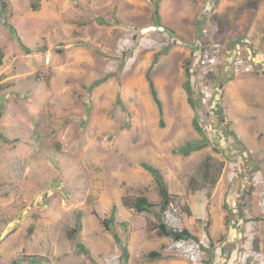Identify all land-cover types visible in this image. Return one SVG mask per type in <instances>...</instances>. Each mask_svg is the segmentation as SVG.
Masks as SVG:
<instances>
[{"label": "rangeland", "instance_id": "374dc122", "mask_svg": "<svg viewBox=\"0 0 264 264\" xmlns=\"http://www.w3.org/2000/svg\"><path fill=\"white\" fill-rule=\"evenodd\" d=\"M11 26L45 51L26 53ZM236 44L252 71L237 70ZM0 48V264H87L79 244L91 264H264V0H0ZM204 55L217 60L208 79ZM188 62L211 93L198 106L210 143L184 157L203 138ZM144 163L173 196L162 221L202 241L199 262L154 228L161 196ZM202 186L204 219L189 223ZM140 196L151 212L132 208Z\"/></svg>", "mask_w": 264, "mask_h": 264}, {"label": "trees", "instance_id": "16d2710c", "mask_svg": "<svg viewBox=\"0 0 264 264\" xmlns=\"http://www.w3.org/2000/svg\"><path fill=\"white\" fill-rule=\"evenodd\" d=\"M33 9L37 10L38 7L34 4ZM155 18H156V22L158 24H160V16H159V11L158 9L155 10ZM12 31L15 33V35L17 34V32L15 31V29L11 26ZM17 37V42L20 45V47L26 52V53H32L34 51H45L44 48H30L27 45H25L22 40L16 35ZM3 59V52L2 49L0 48V65H1V61ZM186 76H187V80L184 83V89L188 95V103L190 104V106L192 107V109L195 112V117L193 120V125L195 130L203 137L200 140H194V141H189L187 142L185 145L179 147L175 153L177 154H181L184 157H189L190 155H192L195 152H199L204 150L208 145H209V139L204 131V128L200 122V116H199V108L198 106L200 104H202V94L200 92V90L197 88H195L194 86V75L192 73V69H191V64L190 62L187 63L186 65ZM147 80L149 83V89H150V93L151 96L154 100V102L157 105L158 108V112L160 115V119H161V125L164 126V122H163V104L159 98V94L155 85V82L153 81V79L150 76V73L147 74ZM103 83V81H97L95 83H93L90 87L91 90L95 89L96 87H98L99 85H101ZM220 116H223L222 111H220ZM209 160H206V172H205V178L206 180H209L210 178V170H211V165L208 164ZM143 168L146 169L147 171H149L153 176L154 179L159 187V191H160V196H161V206H160V214L158 216L160 222L158 223L157 226H154V228L157 230L158 235L162 236V237H167V238H172L174 240H179V239H196L197 241L199 240V237L195 234H193L188 228L184 227L182 229V231H175V230H170L168 229V227L166 226V224L162 221V215L168 210V208L170 207L173 200V196L170 194L169 192V188L167 183L164 180V177L161 173L160 170H158L157 168L149 165V164H142ZM216 179H211L212 184L216 183ZM208 189L206 186H202L200 189L197 190L196 192V196L194 199V203L191 206L190 210H185V217L187 219V221L189 223H194V222H201L204 219V212H205V206L208 202ZM132 208H134L138 213H144V212H151L154 208H155V204L150 202L147 197L144 196H140L138 198L135 199V202L132 206ZM113 222L112 218L109 219H103L102 220V225H104V227L106 229L109 230V222ZM72 233H77V230H74ZM72 236V234H71ZM79 250L81 251V253H83L85 256H87L88 260H87V264H91L92 260L91 258H89V251L82 245L79 244ZM124 254H127V249L124 248ZM148 256L151 259H160L162 258V255L158 252L152 251L148 254ZM27 258V257H26Z\"/></svg>", "mask_w": 264, "mask_h": 264}, {"label": "built area", "instance_id": "2783aa9c", "mask_svg": "<svg viewBox=\"0 0 264 264\" xmlns=\"http://www.w3.org/2000/svg\"><path fill=\"white\" fill-rule=\"evenodd\" d=\"M236 52H237V47L236 50L234 51V58H233L234 59L233 63L235 64L237 70L239 68H245L246 72L252 71V64L251 65L247 64V62L243 60L244 58H241V56L239 57L235 54ZM216 61L217 60L214 56L204 55L198 62V75L201 76V78L203 79L210 78L216 72L217 69ZM203 93L205 94V96L203 94V101L209 102L211 93H209L207 87H205ZM169 250H172V252L176 256L188 259L192 262L199 261L202 253L199 244H196V242L186 243V241L183 240L176 241L175 243H173L170 246Z\"/></svg>", "mask_w": 264, "mask_h": 264}, {"label": "clouds", "instance_id": "9594fccd", "mask_svg": "<svg viewBox=\"0 0 264 264\" xmlns=\"http://www.w3.org/2000/svg\"><path fill=\"white\" fill-rule=\"evenodd\" d=\"M235 49H236V48H235ZM193 75L195 76L194 73H193ZM201 94H202V93H201ZM202 103H203V95H202ZM171 205H172V204H171ZM171 205H170V206H171ZM168 209H169V208H168ZM169 210H170V209H169ZM182 229H183V228H181V229H175V231H182ZM180 240L186 241V243H187V242H196V244H199V245H200V249H201V252H202L201 255L204 253V250H203L202 245H201V242H202L201 240H200V241H197L196 239H191V238H190V239H179V240H174V239H173V241H174L173 243H175L176 241H180ZM173 243H172V244H173ZM172 244H171V245H172ZM171 245H170V246H171ZM170 246H169V248H170ZM169 248H168V249H169ZM177 257H178V256H177ZM187 260H188V259H187ZM189 261H190V260H189ZM197 262H199V261H197ZM197 262H193V263H197Z\"/></svg>", "mask_w": 264, "mask_h": 264}, {"label": "crops", "instance_id": "0c3cea01", "mask_svg": "<svg viewBox=\"0 0 264 264\" xmlns=\"http://www.w3.org/2000/svg\"><path fill=\"white\" fill-rule=\"evenodd\" d=\"M236 47H237V44H236Z\"/></svg>", "mask_w": 264, "mask_h": 264}]
</instances>
